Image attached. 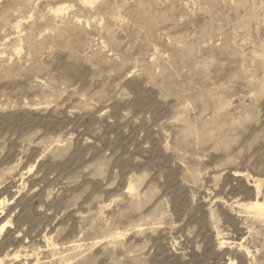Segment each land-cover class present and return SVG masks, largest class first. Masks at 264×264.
Masks as SVG:
<instances>
[{
  "label": "rangeland",
  "instance_id": "374dc122",
  "mask_svg": "<svg viewBox=\"0 0 264 264\" xmlns=\"http://www.w3.org/2000/svg\"><path fill=\"white\" fill-rule=\"evenodd\" d=\"M264 0H0V264H264Z\"/></svg>",
  "mask_w": 264,
  "mask_h": 264
},
{
  "label": "bare ground",
  "instance_id": "6f19581e",
  "mask_svg": "<svg viewBox=\"0 0 264 264\" xmlns=\"http://www.w3.org/2000/svg\"><path fill=\"white\" fill-rule=\"evenodd\" d=\"M250 208H252L254 210H258L260 212H264V207L263 206H260L258 204H255V205L251 206Z\"/></svg>",
  "mask_w": 264,
  "mask_h": 264
}]
</instances>
